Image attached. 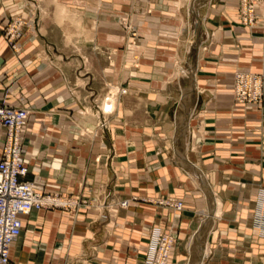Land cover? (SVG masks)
<instances>
[{"label": "crops", "instance_id": "1", "mask_svg": "<svg viewBox=\"0 0 264 264\" xmlns=\"http://www.w3.org/2000/svg\"><path fill=\"white\" fill-rule=\"evenodd\" d=\"M57 1L84 19L94 46L111 54L126 45L114 18L131 12L133 0ZM141 2L151 13L139 16L142 40L130 42L121 61L104 59V82L128 89L105 116V89L88 92L51 50V27L64 36L74 29L56 22V7L0 0V105L31 111L28 179L77 202L24 217L10 251L15 264H144L154 228L176 234L172 264L200 250L209 254L205 264H264L254 219L264 189V103L234 97L237 72L264 78V10L252 28L241 25L238 0ZM15 14L39 18L38 30L18 39L19 53L2 31ZM4 142L0 127V158ZM158 199L180 200L183 210ZM123 200L129 206L117 208ZM200 233L202 247L190 250Z\"/></svg>", "mask_w": 264, "mask_h": 264}, {"label": "built area", "instance_id": "2", "mask_svg": "<svg viewBox=\"0 0 264 264\" xmlns=\"http://www.w3.org/2000/svg\"><path fill=\"white\" fill-rule=\"evenodd\" d=\"M241 1L243 12L241 25L253 28L259 24L264 0ZM24 25L23 18H18L13 24L9 32L12 44ZM15 50H18L17 47ZM234 91L238 104L260 105L264 102V78L259 74L237 72ZM121 94H126V91H121ZM111 95L112 93L105 100H111ZM104 113L111 116L112 107H105ZM30 116L31 111L28 108L0 105V127L5 130V142L0 158V264H15L10 258V251L22 234L24 217L29 216L34 210L65 209L77 204L75 200H65L58 195L46 194L43 183L28 179L30 171L25 159L27 152L23 144V135L27 131ZM105 126L104 123L101 127ZM129 202H122L120 207L127 208ZM156 203L170 207L176 212H181L184 206L183 202L178 200L164 202L158 199ZM257 204L255 223L264 239V189L258 194ZM175 240L173 234H166L159 228L153 229L144 264H170Z\"/></svg>", "mask_w": 264, "mask_h": 264}, {"label": "rangeland", "instance_id": "3", "mask_svg": "<svg viewBox=\"0 0 264 264\" xmlns=\"http://www.w3.org/2000/svg\"><path fill=\"white\" fill-rule=\"evenodd\" d=\"M45 1L47 3L53 4L56 7L55 8L56 15H54V18L59 25L64 26L67 24V25H69V27L74 28V29L67 30V36H64L63 34H61V32L57 28H55V26L51 27V31H50V33L52 35L51 39H52V42L54 44H56V45L52 46L53 48H51V50L55 53V55L64 56V59L71 63L70 67L73 68V73H75L77 70V74L79 76L80 84H81L80 86L86 88L88 90V92H96V91L101 92L103 89H105V92H104L105 95L102 97L101 103H103L105 101V98L109 94L112 93L113 100H112L111 105H112L113 111L115 112L116 108L119 106L120 97L127 95L128 89L121 84L112 85V84H108V83L104 82V79H103L104 59L110 60L112 56L115 57L117 55V58L121 61L120 56H123L126 49H128V44L130 42H132L133 44L137 43V42L141 41L143 38L141 31L139 29V25H140L139 16H145V15H147V13H149V14H151V13L148 12L146 10V8L141 5V3H142L141 0H133L135 5H134L133 10L131 12L118 14L117 16H115V18L113 17L115 19L114 21L117 23L119 28L124 33V39H125L126 45L125 44H118L116 52H111V54H110L109 53L110 51L108 48H106L104 46H101V47L94 46L92 43H90L92 41L94 35H93L92 31H89L86 28H84V26H83L84 19L82 17L71 14L66 9V7H64L62 4L58 3L57 0H45ZM238 1H239V7H240L239 12H240V19H241V16L243 13L242 12V1L241 0H238ZM262 10H264V6L261 7V11ZM47 17H49V19H46V22H49L50 24H52L54 22V21H52L53 17L52 16H47ZM18 18H23L25 20V25L22 27V29L20 30V34L16 37L15 41L12 44L10 42L11 41L10 39H12V38H11V36H9L10 35L9 32H10L13 24L15 23V21ZM42 18H43V16H42ZM33 20L35 22H33ZM240 22H241V20H240ZM258 22L260 23V19L258 20ZM38 26H39V18L32 17L30 15L15 14L14 16H11V18H9L4 23V27H3L2 31H3V35H4L5 40L8 42V44L10 45L12 50L15 53H19V52H21V48H20V43H18V39L19 38L24 39L25 35H29L30 31H32L31 27H33V29L37 28V30H38ZM15 47H17L18 50H15ZM75 78H76V76H75ZM121 91L122 92L126 91V94H121ZM234 97H235V95H234ZM101 107H102V104H101ZM86 114L90 115V114H92V112L88 111ZM104 123L106 126H108L107 121L103 120L99 124L100 127ZM106 126L104 128H106ZM91 131H92V129L89 132H91ZM174 200H176V199H164L163 201L164 202H171ZM124 201H129V200L120 201L119 203H116L115 206L117 208H122V207H120V204ZM178 201H180V200H178ZM153 203H156V201H154ZM159 206H162V205H159ZM257 206H258V204H257V200H256L255 213L257 210ZM164 207H166V206H164ZM167 208H170V207H167ZM255 213H254V217L256 218ZM207 214L208 215H207L206 219H204L202 221L203 227L206 225L207 218L210 217L209 212ZM255 228L258 231L256 223H255ZM164 232L166 234L171 233L176 238V234L173 231H169V232L164 231ZM258 233H259V231H258ZM260 236H261V234H260ZM201 238H202L201 233H200V235L196 234L195 235V241L192 244V247L196 244L200 248L201 247L200 244L202 245V239ZM261 238H262V236H261ZM191 242H192V240H191ZM176 243H177V239L175 240V242L172 246V251L175 248ZM263 244H264V239H263ZM192 247L190 246V250ZM203 252H204V254H203ZM202 254H203V259H201ZM197 255H199L200 257L194 256L190 262L186 261V264H205V259H206L207 255H209L208 252L204 251V250H200ZM170 264H172V263L170 262Z\"/></svg>", "mask_w": 264, "mask_h": 264}, {"label": "bare ground", "instance_id": "4", "mask_svg": "<svg viewBox=\"0 0 264 264\" xmlns=\"http://www.w3.org/2000/svg\"><path fill=\"white\" fill-rule=\"evenodd\" d=\"M62 10V9H61ZM62 13V12H61ZM66 16V15H65ZM63 17V16H62ZM63 20V19H62ZM234 81H235V78H234ZM234 95H235V91H234ZM112 97H111V100H109V101H104L103 103H102V107H100V112L101 113H103L105 116H108V114H105L104 113V109H105V107H112V100H113V95H111ZM105 104V105H104ZM112 114L111 115H113L115 112L113 111V109H112ZM215 198V197H214ZM215 206H217L216 205V202H215ZM202 239V238H201ZM200 240V239H199ZM194 241H195V238H193L192 239V242H191V244H190V246L192 247V244L194 243ZM197 241V240H196ZM198 242V241H197ZM202 247V246H201ZM203 254H204V252H203ZM203 254H202V256H201V259H203Z\"/></svg>", "mask_w": 264, "mask_h": 264}]
</instances>
